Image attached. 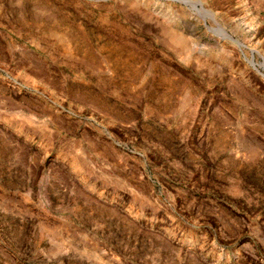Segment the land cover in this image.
Segmentation results:
<instances>
[{
    "label": "rangeland",
    "instance_id": "1",
    "mask_svg": "<svg viewBox=\"0 0 264 264\" xmlns=\"http://www.w3.org/2000/svg\"><path fill=\"white\" fill-rule=\"evenodd\" d=\"M251 55L264 0H0V264H264Z\"/></svg>",
    "mask_w": 264,
    "mask_h": 264
},
{
    "label": "water",
    "instance_id": "2",
    "mask_svg": "<svg viewBox=\"0 0 264 264\" xmlns=\"http://www.w3.org/2000/svg\"><path fill=\"white\" fill-rule=\"evenodd\" d=\"M227 37L230 38V39H233L229 34H227ZM233 40H234L239 46L245 47V44L241 43L240 41L235 40V39H233ZM251 52H252V50H251ZM245 57H246V56H245ZM246 59H247V61L251 64V66H252L257 72H259L260 75H261L262 77H264V73L261 72V71L259 70V68L257 67V64H258V63H256V62L253 60V55H251L250 58H247V57H246Z\"/></svg>",
    "mask_w": 264,
    "mask_h": 264
}]
</instances>
